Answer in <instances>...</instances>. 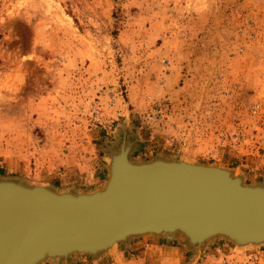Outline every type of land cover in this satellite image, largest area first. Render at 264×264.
<instances>
[{
    "label": "rangeland",
    "instance_id": "rangeland-1",
    "mask_svg": "<svg viewBox=\"0 0 264 264\" xmlns=\"http://www.w3.org/2000/svg\"><path fill=\"white\" fill-rule=\"evenodd\" d=\"M152 163L264 192V0H0V194L77 199ZM31 264H264V245L133 231Z\"/></svg>",
    "mask_w": 264,
    "mask_h": 264
},
{
    "label": "bare ground",
    "instance_id": "bare-ground-1",
    "mask_svg": "<svg viewBox=\"0 0 264 264\" xmlns=\"http://www.w3.org/2000/svg\"><path fill=\"white\" fill-rule=\"evenodd\" d=\"M200 169L186 164L160 163L120 167L110 173L107 186L101 192L77 199L60 196V193L47 194L46 197L42 195L47 199L46 202L40 203H24L23 192L3 188L0 195L2 197L4 194L6 200L1 204L3 208H0V264H31L43 256H56L65 250H99L103 246L113 245L133 231L170 233L178 230L186 234L205 235L222 233L235 237L241 246L264 245V232H256L254 226L228 224L220 221L216 215L204 213L194 216L192 214L199 209L197 205L190 208L184 205V209L191 215L185 216L179 200L174 203L166 195H154L156 192L151 188L145 189L142 195L144 205L135 204L133 208L129 206L126 190L147 173L154 172V180H160L167 177L156 174L171 173L169 171L186 174ZM244 189L259 194L253 188ZM119 209L124 211L120 212ZM20 215L23 223L30 222L35 216L38 223L27 232L18 233L14 221ZM128 218L138 219L140 221L137 223L140 224H126L125 220ZM10 234H14V238L20 235L14 239L16 243L12 242L9 247L5 243V236ZM64 234L74 235L70 238ZM92 234L97 235L91 236Z\"/></svg>",
    "mask_w": 264,
    "mask_h": 264
},
{
    "label": "water",
    "instance_id": "water-1",
    "mask_svg": "<svg viewBox=\"0 0 264 264\" xmlns=\"http://www.w3.org/2000/svg\"><path fill=\"white\" fill-rule=\"evenodd\" d=\"M169 172L171 173L156 174L157 176L163 175L167 177L160 178V180H154L155 173L150 172L144 178L141 177L142 179L140 178L137 183H133L126 190L128 200L130 201L129 206L133 208L135 204L136 206L139 204L144 205L142 195L145 189L151 188L156 192L154 195L160 197L166 195L174 203L179 200L181 202L180 207L184 210L185 216L191 215L189 211L184 209V205L189 208L197 205L199 209L192 214L194 216L197 213L216 215L220 221L225 223L233 225L247 224L254 226L256 232H264V192L260 193L258 191L259 194H253L242 186L231 184L227 181L225 175L217 170L201 168L196 172H188L186 174ZM46 200L41 195L30 196L24 194L23 198L24 203L26 201L28 203L34 201L40 203L46 202ZM118 211L121 212L124 209H119ZM35 219L25 222L29 226L28 229H31L32 226L38 223V220ZM125 221L127 222L126 224H140L137 223L140 221L138 219L133 220L128 218ZM21 223L24 224L23 221ZM42 228L47 230L44 227ZM64 235L71 238L74 234ZM96 235L92 234L91 236Z\"/></svg>",
    "mask_w": 264,
    "mask_h": 264
}]
</instances>
